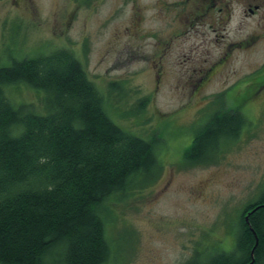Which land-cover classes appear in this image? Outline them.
<instances>
[{
    "label": "rangeland",
    "instance_id": "rangeland-1",
    "mask_svg": "<svg viewBox=\"0 0 264 264\" xmlns=\"http://www.w3.org/2000/svg\"><path fill=\"white\" fill-rule=\"evenodd\" d=\"M71 4L0 0V68L56 49L75 51L104 90L110 118L146 140L157 139L159 177V170L150 180L141 177L140 183L155 180L111 206L106 235L114 256L108 264H186L197 252L208 260L218 250L231 251L241 211L264 190V89L257 98L243 99L264 75V23L241 26L236 13L227 27L230 39L261 40L235 52L234 62L206 90L212 96L201 100L197 82L204 74L197 63L219 56L210 42L213 33L202 37L191 30L171 38L174 27L160 16L164 0ZM170 40L171 48L165 45ZM184 57L190 64L180 65ZM113 83L120 87L110 93ZM4 89L13 104H33L38 114H47L44 92L26 84ZM145 98L150 103L138 113ZM243 102L247 124L239 139L222 147L215 164L187 166L185 150L210 115Z\"/></svg>",
    "mask_w": 264,
    "mask_h": 264
},
{
    "label": "trees",
    "instance_id": "trees-1",
    "mask_svg": "<svg viewBox=\"0 0 264 264\" xmlns=\"http://www.w3.org/2000/svg\"><path fill=\"white\" fill-rule=\"evenodd\" d=\"M18 84L45 93L47 114L8 99L4 87ZM262 84L264 75L243 99L257 98ZM119 87L109 84L110 93ZM103 91L70 49L0 68V264H108L114 256L106 235L111 206L162 169L157 139L117 125ZM244 103L210 115L185 150L187 166L215 164L222 147L239 139ZM235 235L231 251L208 260L197 252L186 264H264V190L244 206Z\"/></svg>",
    "mask_w": 264,
    "mask_h": 264
},
{
    "label": "flooded vegetation",
    "instance_id": "flooded-vegetation-1",
    "mask_svg": "<svg viewBox=\"0 0 264 264\" xmlns=\"http://www.w3.org/2000/svg\"><path fill=\"white\" fill-rule=\"evenodd\" d=\"M69 1L73 7L78 4L84 6L90 3L97 4L103 0ZM162 10L163 13L160 12V16L168 20L170 27L171 25L174 27V34L171 38L179 39L191 30L193 33L196 32L197 35L202 37L207 33H213L215 35L210 42L217 45L219 56L212 60L211 58H206L202 63H197L201 67L200 71L204 74L197 82V99L207 100L212 96L207 94L206 90L212 80L234 62L235 52L243 50L249 51L251 47L261 40L260 35L248 36L238 41L231 40L227 32V27H229L236 13L240 20H242L241 26L244 25V22L246 23L250 20H258V22L261 21L264 23V0H164V8ZM199 29H205L206 31L201 32ZM217 33L221 35L219 36ZM172 41L166 42L165 45L171 48L172 45L170 44ZM206 55L210 57L209 53H205ZM184 58V63L180 65L190 64V59ZM262 89L263 84L261 91ZM260 93L255 94L260 96Z\"/></svg>",
    "mask_w": 264,
    "mask_h": 264
},
{
    "label": "water",
    "instance_id": "water-1",
    "mask_svg": "<svg viewBox=\"0 0 264 264\" xmlns=\"http://www.w3.org/2000/svg\"><path fill=\"white\" fill-rule=\"evenodd\" d=\"M258 208L259 207H257V208H255L254 210H252V211H250L247 215H246V222H248L249 221V217L253 214V213H255L257 210H258Z\"/></svg>",
    "mask_w": 264,
    "mask_h": 264
}]
</instances>
